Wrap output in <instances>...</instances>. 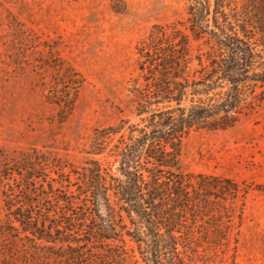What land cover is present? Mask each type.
Segmentation results:
<instances>
[{
  "label": "rangeland",
  "instance_id": "1",
  "mask_svg": "<svg viewBox=\"0 0 264 264\" xmlns=\"http://www.w3.org/2000/svg\"><path fill=\"white\" fill-rule=\"evenodd\" d=\"M123 1L126 10L116 12L114 0H0V264H143L125 231L107 245L86 239L92 217L98 223L108 212L92 210L86 200V167L95 157L116 174L115 145L121 146L120 132L100 141L102 152L93 156V137L147 116L137 115L139 104L162 78L143 54L153 45L166 47L185 34L182 74L196 77L201 60L208 64L218 53L208 34L192 31L190 0ZM232 5L251 19L264 15V0ZM179 171L239 186L225 203L227 239L200 238L194 250L180 248L183 264H264V99L231 126L192 130L182 142ZM22 188L35 189L42 207L35 216L52 227L50 241L16 221L8 196L23 195Z\"/></svg>",
  "mask_w": 264,
  "mask_h": 264
},
{
  "label": "trees",
  "instance_id": "2",
  "mask_svg": "<svg viewBox=\"0 0 264 264\" xmlns=\"http://www.w3.org/2000/svg\"><path fill=\"white\" fill-rule=\"evenodd\" d=\"M190 1L192 31L208 34L218 54L208 64L201 60L196 77L182 74L189 52L185 34L166 47L155 44L143 52L162 77L157 91L139 104L137 115L147 116L142 123L127 121L97 130L89 152L93 156L102 152V142L121 132V146L115 145L116 174L93 157L84 175L92 210L108 211L107 219L99 215L101 222L92 217L86 239L107 245L106 240L125 231L137 244L143 264H183L180 248L194 250L200 238L214 244L227 239L231 216L225 203L237 197L239 186L231 179L180 172L182 142L194 129L233 125L238 114L264 99V90L257 91L264 88V15L251 19L234 8L232 0ZM112 8L123 12L126 5L114 0ZM162 102L168 104L150 110ZM35 189L9 193L8 205L24 232L50 241L52 227L46 218L40 225L42 207Z\"/></svg>",
  "mask_w": 264,
  "mask_h": 264
}]
</instances>
